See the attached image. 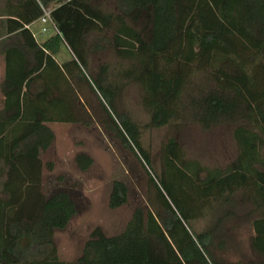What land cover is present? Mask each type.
Returning <instances> with one entry per match:
<instances>
[{"label": "trees", "instance_id": "1", "mask_svg": "<svg viewBox=\"0 0 264 264\" xmlns=\"http://www.w3.org/2000/svg\"><path fill=\"white\" fill-rule=\"evenodd\" d=\"M116 8V14L106 12L92 0H8L4 35L16 41L11 47L0 43L5 64L0 264H234L217 260L211 251L220 218L201 233L193 222L221 214L239 193L262 215L253 222L252 247L264 258V0H117ZM44 11H50L56 29L38 44L27 27ZM63 46L72 58L60 64L56 56ZM109 48L132 67L112 72L103 64L91 74L88 54ZM160 58L183 72L162 73ZM198 75L205 76L206 85L197 89ZM119 81L141 87L154 129L179 118L183 95L191 88L188 117L206 130L233 124L237 158L225 170L207 169L188 160L173 139L164 145L157 173L141 126L116 111ZM83 83L105 101L118 138L157 189L161 210L137 209L125 232L115 237L95 230L83 255L66 263L54 234L69 226L77 208L66 193L44 196L41 157L55 141L49 125L77 121ZM76 162L82 171L93 165L85 154ZM127 199V187L115 183L110 208H121Z\"/></svg>", "mask_w": 264, "mask_h": 264}, {"label": "rangeland", "instance_id": "2", "mask_svg": "<svg viewBox=\"0 0 264 264\" xmlns=\"http://www.w3.org/2000/svg\"><path fill=\"white\" fill-rule=\"evenodd\" d=\"M92 2L106 12L117 13V0ZM4 3L5 0H0L1 8L5 6ZM55 6L54 3L51 8ZM37 28H41V24ZM52 30L44 36L46 39L39 38L41 44L54 34ZM61 50L56 60L63 64L65 57L70 60L72 54L66 46ZM88 58L90 73L93 75L98 74L103 64H109L112 72L133 65L119 59L110 48L96 54L89 53ZM162 59L159 60L162 73L173 75L183 72L181 66ZM2 69L3 59L0 54V72ZM119 82L122 87L115 101L116 111L127 114L141 126L144 146L152 156L157 173L161 172L164 145L173 139L179 142L188 160L198 161L207 169L225 170L237 158L233 124L225 123L206 130L188 117L190 94L193 92L191 88H186L183 95L179 118L170 125L154 129L150 127L151 114L143 104L144 93L141 87L133 82ZM194 83L197 89L204 87L205 76L198 75ZM208 85L212 86L213 83L210 81ZM79 88L75 111L77 121L73 124L49 125L55 134V141L42 154L44 196L48 199L55 194L66 193L77 208L69 226L54 234L59 258L66 263L75 262L83 255L85 244L95 230L99 229L106 237H115L125 232L137 209L154 213L161 210L157 189L137 157L118 138L102 105L105 101L86 83ZM108 109L114 115L111 108ZM80 154L93 160V165L87 171H82L76 162ZM115 183L127 187L128 199L121 208L111 209L110 197ZM233 202L232 207H224L225 211L213 219L204 216L193 222L194 229L198 233L204 232L208 227L217 225L220 218V227L211 247L213 256L227 263H262L264 258L252 247L253 222L262 215L240 193L234 197Z\"/></svg>", "mask_w": 264, "mask_h": 264}, {"label": "crops", "instance_id": "3", "mask_svg": "<svg viewBox=\"0 0 264 264\" xmlns=\"http://www.w3.org/2000/svg\"><path fill=\"white\" fill-rule=\"evenodd\" d=\"M8 4V0H5V3H4V7L1 8V5H0V43L3 42V41H6V45L7 47H11L15 44V41L16 39H10V37H7L4 35V28H3V24H4V21L8 18V17H3L2 15L3 12H4V9L5 7L7 6ZM40 23V21H36L34 22L32 25H30L29 27H27L29 29V31L31 32L34 40L38 43V44H41L40 43V39L39 38H44L46 39V37L40 35V31H41V28H37L35 29V27H37ZM2 36V37H1ZM43 39V40H44ZM2 49H3V46L0 45V54H1V57L3 59V56H2ZM62 51V50H61ZM60 55V54H59ZM69 61V58L65 57V59L63 60L64 63L68 62ZM4 69H5V64H4V60H3V71L0 72V86L1 84L4 82ZM3 101H4V95L2 94L1 92V88H0V115H2V110H3ZM4 132L7 133V129L4 128ZM42 159V157H41Z\"/></svg>", "mask_w": 264, "mask_h": 264}, {"label": "built area", "instance_id": "4", "mask_svg": "<svg viewBox=\"0 0 264 264\" xmlns=\"http://www.w3.org/2000/svg\"><path fill=\"white\" fill-rule=\"evenodd\" d=\"M41 23L40 35L46 36L51 29H56L54 22L51 19L50 11H44V16L39 20Z\"/></svg>", "mask_w": 264, "mask_h": 264}]
</instances>
